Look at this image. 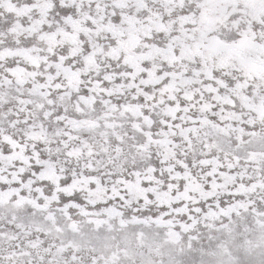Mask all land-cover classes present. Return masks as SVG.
<instances>
[{
  "label": "snow or ice",
  "instance_id": "obj_1",
  "mask_svg": "<svg viewBox=\"0 0 264 264\" xmlns=\"http://www.w3.org/2000/svg\"><path fill=\"white\" fill-rule=\"evenodd\" d=\"M0 264H264V0H0Z\"/></svg>",
  "mask_w": 264,
  "mask_h": 264
}]
</instances>
